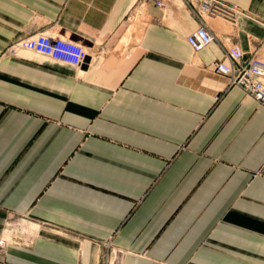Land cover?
<instances>
[{
  "label": "crops",
  "instance_id": "1",
  "mask_svg": "<svg viewBox=\"0 0 264 264\" xmlns=\"http://www.w3.org/2000/svg\"><path fill=\"white\" fill-rule=\"evenodd\" d=\"M0 0V264H264V107L212 63L264 60V0ZM47 32L82 68L15 42Z\"/></svg>",
  "mask_w": 264,
  "mask_h": 264
},
{
  "label": "built area",
  "instance_id": "2",
  "mask_svg": "<svg viewBox=\"0 0 264 264\" xmlns=\"http://www.w3.org/2000/svg\"><path fill=\"white\" fill-rule=\"evenodd\" d=\"M155 6L165 10L169 0H151ZM190 9L200 19L201 24L187 36V42L194 51H200L209 46L216 36L209 28L204 16L233 17V11L221 0H184ZM28 50L50 57L54 60L68 63L82 68L89 55L88 48L81 42L70 37H56L47 32L39 33L25 40L12 43L7 51L16 54L18 51ZM215 74L225 77L229 86L238 85L246 93L254 97L260 106L264 107V60L258 56L247 58L245 51L235 44L226 48L224 59L212 63ZM5 247L4 240H0V252Z\"/></svg>",
  "mask_w": 264,
  "mask_h": 264
},
{
  "label": "rangeland",
  "instance_id": "3",
  "mask_svg": "<svg viewBox=\"0 0 264 264\" xmlns=\"http://www.w3.org/2000/svg\"><path fill=\"white\" fill-rule=\"evenodd\" d=\"M0 253H2V252H0Z\"/></svg>",
  "mask_w": 264,
  "mask_h": 264
}]
</instances>
